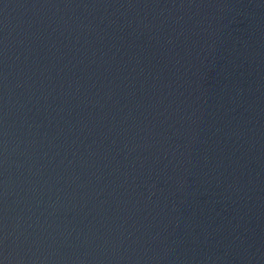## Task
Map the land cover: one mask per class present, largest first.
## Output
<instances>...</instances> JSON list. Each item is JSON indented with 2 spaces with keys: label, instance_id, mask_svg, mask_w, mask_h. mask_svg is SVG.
Returning <instances> with one entry per match:
<instances>
[{
  "label": "water",
  "instance_id": "95a60500",
  "mask_svg": "<svg viewBox=\"0 0 264 264\" xmlns=\"http://www.w3.org/2000/svg\"><path fill=\"white\" fill-rule=\"evenodd\" d=\"M0 264H264V0H0Z\"/></svg>",
  "mask_w": 264,
  "mask_h": 264
}]
</instances>
